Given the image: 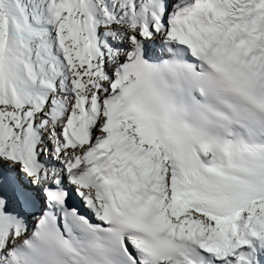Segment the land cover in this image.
<instances>
[{
    "label": "snow or ice",
    "instance_id": "obj_1",
    "mask_svg": "<svg viewBox=\"0 0 264 264\" xmlns=\"http://www.w3.org/2000/svg\"><path fill=\"white\" fill-rule=\"evenodd\" d=\"M0 264H264V0H0Z\"/></svg>",
    "mask_w": 264,
    "mask_h": 264
}]
</instances>
